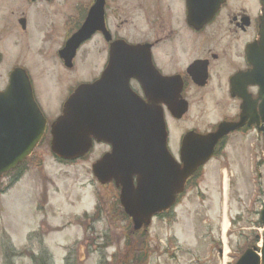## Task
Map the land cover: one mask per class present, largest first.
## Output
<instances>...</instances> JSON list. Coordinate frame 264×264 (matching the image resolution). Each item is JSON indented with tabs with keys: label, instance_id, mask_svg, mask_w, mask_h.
<instances>
[{
	"label": "rangeland",
	"instance_id": "374dc122",
	"mask_svg": "<svg viewBox=\"0 0 264 264\" xmlns=\"http://www.w3.org/2000/svg\"><path fill=\"white\" fill-rule=\"evenodd\" d=\"M56 47L53 43L51 51ZM92 48L82 50V68L63 72L53 60L41 61L39 43L33 44L27 63L50 123L60 109L58 94L91 76L84 69ZM16 55L22 56L20 47L0 66V89L8 84L6 70ZM192 110L182 128L216 124L218 113L207 101ZM50 141L47 134L20 182L0 183V264H222L221 250L227 264H235L248 249L262 247L264 141L255 132L232 136L191 183L172 218H157L135 234L119 209L114 211L112 187H102L93 176L103 147L69 165L55 158Z\"/></svg>",
	"mask_w": 264,
	"mask_h": 264
},
{
	"label": "flooded vegetation",
	"instance_id": "af4514ba",
	"mask_svg": "<svg viewBox=\"0 0 264 264\" xmlns=\"http://www.w3.org/2000/svg\"><path fill=\"white\" fill-rule=\"evenodd\" d=\"M261 17L262 0H226L212 19L197 25L190 21L188 0H0V66L14 47L22 49V56L16 55L6 72L9 77L16 70L26 72L35 101L44 114L32 67L27 63L35 41L39 43L41 61L53 60L63 72L82 68L78 64L81 52L85 48L88 51L92 44L88 57L92 56L84 69L91 76L58 94L60 109L55 121L80 85L98 83L105 72L112 71L107 87L113 104L110 120L119 118L118 112L134 94L151 110L145 118L152 117L154 121L158 112L163 113L167 149L179 160L188 135L214 133L221 124L240 122L245 112L251 114V119L224 138L218 148L226 149L236 134L255 132L263 140L258 126L260 92L264 89V76L259 77L258 73L259 68H264L258 50ZM90 20V31L84 30ZM80 33L88 37L69 57L67 45ZM53 43L57 47L51 51ZM251 73L255 77L249 78ZM8 85L9 81L0 92ZM43 96L47 102L51 100ZM205 101L218 113L216 124L207 130L182 128L192 107L205 105ZM178 102L187 106L180 119ZM49 129L50 126L45 138ZM98 146L103 147V156L115 151L114 139L96 142L94 149ZM13 178L10 173L0 183ZM195 180L197 176L188 185ZM110 185L120 193L115 182Z\"/></svg>",
	"mask_w": 264,
	"mask_h": 264
},
{
	"label": "water",
	"instance_id": "95a60500",
	"mask_svg": "<svg viewBox=\"0 0 264 264\" xmlns=\"http://www.w3.org/2000/svg\"><path fill=\"white\" fill-rule=\"evenodd\" d=\"M223 1L190 0L192 15L197 14L201 20L209 19ZM90 24L91 20L85 29ZM260 35L259 59L264 61V15ZM86 39L81 33L73 37L66 54L73 57ZM258 73L259 77L264 76V68H259ZM111 75L112 71L105 72L98 83L82 85L70 97L64 114L52 125L51 149L61 160L76 161L90 152L93 138L99 142L114 139L115 151L97 162L93 173L102 185L116 181L117 187L121 188V204L133 219L135 230L139 231L150 226L154 216L175 205L187 180L213 158L219 142L242 128L251 114L245 112L246 118L243 114L239 124H221L216 133L188 135L181 150L180 165L167 151L162 112H158L157 119L151 121L152 117H144L150 116L151 110L131 97L130 104L125 103V109L118 112L119 118L114 122L110 120V106L113 104L107 87ZM252 76L255 77V73L248 75L249 78ZM260 100V115L264 123L263 88ZM177 107L180 111L178 118H181L187 112L186 103L178 102ZM112 123L114 130H111ZM46 128L47 120L34 100L27 74L22 70L14 71L8 90L0 93V177L31 156ZM259 131L264 134V126ZM134 177H137V186ZM261 223L264 224V210ZM236 264H264V240L260 252L258 248L249 249Z\"/></svg>",
	"mask_w": 264,
	"mask_h": 264
},
{
	"label": "trees",
	"instance_id": "16d2710c",
	"mask_svg": "<svg viewBox=\"0 0 264 264\" xmlns=\"http://www.w3.org/2000/svg\"><path fill=\"white\" fill-rule=\"evenodd\" d=\"M42 165H41V162L40 163H38L37 164V167H41ZM23 168V170H21ZM20 175H19V177H18V179H17V181H19L20 180V178L25 174V172H26V170H25V164L17 171ZM116 194V192L114 191L113 192V195H115ZM117 200V197H115L114 199H113V202H116L117 204H118V201H116ZM116 203H113L116 207L118 206ZM114 210L116 211L117 209L116 208H114ZM131 232H132V234L134 233L132 230H130ZM131 234V235H132ZM135 234V233H134Z\"/></svg>",
	"mask_w": 264,
	"mask_h": 264
},
{
	"label": "bare ground",
	"instance_id": "6f19581e",
	"mask_svg": "<svg viewBox=\"0 0 264 264\" xmlns=\"http://www.w3.org/2000/svg\"><path fill=\"white\" fill-rule=\"evenodd\" d=\"M226 254H227V252H226V250H225V252H224V256H223V262H222V264H227V257H226Z\"/></svg>",
	"mask_w": 264,
	"mask_h": 264
}]
</instances>
